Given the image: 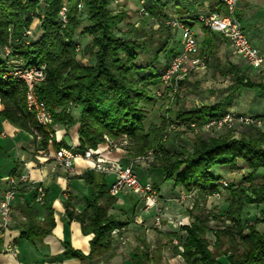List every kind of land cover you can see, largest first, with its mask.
Here are the masks:
<instances>
[{
  "label": "trees",
  "instance_id": "1",
  "mask_svg": "<svg viewBox=\"0 0 264 264\" xmlns=\"http://www.w3.org/2000/svg\"><path fill=\"white\" fill-rule=\"evenodd\" d=\"M79 2L82 3L81 8L77 7ZM111 2L113 0H69L66 3V23L62 25L59 19L62 0H44L39 5L41 15L37 16L30 15L38 7L37 0H0V47L10 39L13 52L26 65H45V78L35 85V92L50 111L54 124L61 123L66 127L78 124V151L96 148L105 136L118 142L125 140L131 156L151 149L155 152V159L150 165L159 169L162 181L170 180L174 185H181L186 192L195 190L197 198L203 200L219 191L220 177L212 168L216 165L235 167L241 160L250 172L242 177L241 183L227 184V207L222 215H212V218H221L222 222L228 220L230 224L214 229V240L211 242L206 236L211 230L209 216L195 201L189 213L191 221L181 226L184 231L183 238L179 240L182 249L171 243L172 252L179 254L185 264H221L217 258L223 255L227 256L229 264H264V230L256 228V224H264V217L255 218L250 223L240 221L244 205L264 204V174L260 183L252 182L255 171L264 168L262 126H245L247 133L239 137L229 133L218 136L198 133L193 137L190 148L178 144L172 152L166 149L169 121L164 115L158 123L144 127L146 113L143 103L153 98L151 88L160 84V76L179 51L172 44L179 35L165 21L177 18L188 21L192 26L199 13L160 16L155 14L153 5L144 0L146 14L141 18L147 16L153 19L156 16V27L147 31L140 26L122 34L118 26L126 13L112 9ZM34 21L35 32L29 37V42L23 44L22 33L33 26ZM82 24L80 34L90 38L83 53L94 57L92 64H84L77 59L81 48L73 36ZM153 33H157L156 39L151 36ZM77 46L78 51L75 49ZM165 55L166 60L162 62L161 56ZM216 66L222 77L232 74L231 88L264 87L239 75L229 64L218 63ZM4 70L3 59L0 58V102L3 105L0 114L18 127L28 130L39 128L33 115L25 109L24 83L11 76L2 78ZM185 81L186 76L178 82L177 90ZM173 94L176 98L177 91ZM75 107L78 108L76 120L71 115ZM224 112L222 102L166 111L175 123L193 121L198 125ZM163 135H167L165 141L162 140ZM47 138V134L43 133L42 147L47 145ZM60 146L63 144H55L56 149ZM94 177L92 171L83 174L85 181L94 187L93 198L85 210L75 213L69 200L64 202L66 215L80 222L83 233L92 234L90 251L84 255L66 243L64 256L91 260L109 251L112 247L110 232L114 227H121L112 215L107 214L115 198L109 194L106 184ZM153 185L157 189L155 182ZM46 225L43 233L53 225L50 210ZM160 261L161 248L151 251L144 242L131 258L132 264H159Z\"/></svg>",
  "mask_w": 264,
  "mask_h": 264
},
{
  "label": "crops",
  "instance_id": "2",
  "mask_svg": "<svg viewBox=\"0 0 264 264\" xmlns=\"http://www.w3.org/2000/svg\"><path fill=\"white\" fill-rule=\"evenodd\" d=\"M68 1L62 0L63 3ZM147 1L148 4L153 5L155 14L160 16L167 14L169 17H178L208 11L223 12L221 0ZM118 2L125 13L138 8L137 0H118ZM110 7L112 9L116 8L113 2H111ZM155 17L153 20H155ZM235 17L240 22L251 45L264 56V0H239L235 8ZM35 26L36 23H33L32 28ZM83 26L84 24L75 31L73 36V40L81 48V51L77 54V59L84 64H92L94 57L83 53V49L90 39L89 36L80 34ZM154 27H156V24ZM192 28L200 48L204 49V52L209 55L206 67L210 72H215L217 76H221L216 65L218 63H221V65L229 64L234 67L239 75H244L264 86V64L259 68H253L247 64L243 57L233 52L229 41L219 33L206 31L198 23H194ZM33 32H35L34 29ZM176 38L172 44L177 47L176 50H179V36ZM224 78L226 85L218 91L215 101L199 103L192 108L222 102L225 111L256 115L262 120L261 129L263 130L264 87L240 86L231 88L233 83L232 74H227ZM2 108L3 105L0 102V111ZM77 114L78 108L75 107L71 110V115L75 120ZM152 123L158 122L153 121ZM149 124L144 125V127L147 128ZM77 129V123L69 127L61 123L55 124L53 127V141L47 142V145L42 147L34 139L31 130L12 124L0 114V195L7 187V177L9 175L27 173L29 178L28 184L18 185L12 200L9 225L0 235V264H132V255L138 247H141L142 242L147 244L151 251L158 247L161 248V261L159 264H185L179 254L172 252V244H176L180 250L182 249L179 244V240L184 236L181 226L191 221L189 214L191 210L184 209V206H180L176 201V196L181 192H185V190L181 185H174L170 180L162 181L158 168L140 162L133 165V170L140 181L144 182L149 178L157 184V206L162 208L160 227L154 222L153 211L144 210L143 201L137 193L134 191H120L113 195L115 201L107 209V214L112 215L123 227L125 243H119L117 238L111 235V249L99 256H94L91 260L63 255L66 243L72 249L87 255L90 251L89 240L92 236L91 233L85 234L82 232L81 224L76 218L66 215L64 208L65 194L70 202L71 209L75 213H81L85 210L87 203L92 200L94 188L93 185L85 181L83 174L92 171L94 178L103 181L107 189L114 180L113 174L100 173L93 168L92 161L88 159H76L73 162L71 172L65 171L55 162L53 159L56 150L55 144L62 143L63 146H76L78 144ZM202 136L217 135L202 134ZM171 142L169 140L166 142V149L170 152L178 145ZM190 147L191 143L187 148ZM92 150L95 154L105 159L116 160L123 166L127 165L134 157L131 156L126 146L111 148L105 140L98 143L96 148ZM212 170L220 177V180H225L228 184L241 183L242 177L250 172V169L241 160L237 161L235 167L216 165ZM263 174L264 168H258L254 173L252 182L254 184L260 183ZM37 185H40L43 189L42 203H39L35 198L37 196L35 186ZM226 187L220 185L218 189L220 191L218 198L222 197L224 210L227 207L228 193H223ZM189 192H193L194 197L197 198L195 190ZM206 198L211 197L206 196ZM257 208L256 213L245 214L249 209ZM48 210L51 211L53 225L48 232L43 233V230L47 228ZM248 216H252L251 221L255 218H263L264 204L244 205L240 218L246 220V218H249ZM256 228L263 231L264 224L258 223ZM13 251H15L14 254ZM226 257L225 255L219 256L217 260L221 264H229Z\"/></svg>",
  "mask_w": 264,
  "mask_h": 264
},
{
  "label": "built area",
  "instance_id": "3",
  "mask_svg": "<svg viewBox=\"0 0 264 264\" xmlns=\"http://www.w3.org/2000/svg\"><path fill=\"white\" fill-rule=\"evenodd\" d=\"M38 7L31 16L41 15L40 6L44 0H37ZM138 8L137 14L141 17L146 14L144 8V0H137ZM224 10L223 12L208 11L199 13L196 17V23L206 27L211 32L219 33L224 39L229 41L230 46L235 54L240 55L245 59L247 64L253 68H259L264 64V56L251 45L246 34L240 25V22L235 17V8L239 0H221ZM114 5L119 7L118 0H113ZM82 3L77 4L81 8ZM66 3H62L59 10V19L62 25L66 23ZM172 30L177 31L179 35V51L171 58L169 64L160 76V84L167 87L168 91L174 93L177 91L178 82L183 79L189 72L194 69H203L206 67L208 56L204 53L201 58H196L199 44L197 37L188 21H182L177 18H171L165 21ZM33 34L32 26L26 28L22 33L21 41L27 44L29 37ZM8 42L0 47V58L3 59L5 72L2 73V78L6 79L11 76L16 80H20L25 85L24 103L27 112L34 117L36 125L39 128H31L34 139L40 143L42 134H47V142H52L54 136V123L52 115L47 109L45 103L39 99L35 92V85L45 78V65H26L25 61L15 52ZM76 51L79 50L77 46ZM161 90H157L156 96L160 97ZM165 118L169 121L168 133L177 128L189 129L195 134L202 131H217L222 129H236L245 126L261 127V120L255 115L239 113L237 111H226L221 116L211 118L202 124L198 125L193 121L178 122L171 121V117L165 113ZM167 135H163L162 140L165 141ZM108 146L111 148L117 146H126V141H114L108 137H104ZM88 159L92 161L93 168L102 174H113L114 180L108 187L110 195H115L120 191H134L143 201L144 210L153 211V219L155 224L160 227L161 216L160 209L157 206L158 192L154 187L153 182L147 178L144 182L140 181L137 174L133 170L134 163L140 162L142 164H149L155 159V152L151 149L145 153L134 156L127 165H121L116 160H109L95 154L91 148H85L83 151L76 150V146H60L54 151L53 159L65 171L71 172L73 162L76 159ZM29 178L27 173L18 175H9L7 177V187L0 195V235L5 231L10 222L12 211V200L15 196L16 189L20 184H28ZM218 183L223 187L227 186L225 180H219ZM37 193L36 200L42 203L43 189L40 185L35 186ZM193 194V192L191 193ZM190 192H181L176 197V201L185 202L190 197ZM220 191H215L208 197L218 198ZM67 200V195L64 196ZM110 234L117 238L119 243H125V236L123 234V227H114ZM15 251H13V254Z\"/></svg>",
  "mask_w": 264,
  "mask_h": 264
},
{
  "label": "rangeland",
  "instance_id": "4",
  "mask_svg": "<svg viewBox=\"0 0 264 264\" xmlns=\"http://www.w3.org/2000/svg\"><path fill=\"white\" fill-rule=\"evenodd\" d=\"M119 7H117V11H123V7L121 8V5L119 4ZM147 19V16L140 17L137 14V10H129L123 21L119 24L118 28L119 31L122 34H128L131 28L136 27H142L144 30L147 29V31L151 28H154V25L156 24L155 20L152 18L149 20ZM35 23V21H34ZM85 23V22H84ZM80 27V26H79ZM78 27V28H79ZM77 28V29H78ZM129 30V31H128ZM77 31V30H76ZM128 32V33H127ZM152 34V33H150ZM153 39L157 38V33H153L151 35ZM200 41V40H199ZM174 43V42H173ZM204 49H201L199 46L198 53L196 54V58H201V56L205 53ZM208 54V53H206ZM162 62L166 60V55L161 56ZM212 70V67H211ZM226 85L225 78L221 76H217L215 72H210L207 67L203 69H194L191 72H189L186 75V81L184 82V85L177 90V96L176 98H173V93L168 91L166 87H163L161 84H157L156 86H153L152 89V96L153 98L144 103L145 113H146V119L144 120V125L146 126L148 123H152L153 121L159 122L161 119V116L164 115L167 111V109L176 110V109H186V108H192L193 106H196V104L199 103H207V102H213L217 99V93L220 89L224 88ZM157 90H161L162 94L160 97L156 96ZM170 117L172 116L169 114ZM247 129L242 128H236V129H222L217 131H202L199 134H207V135H223L224 133H229L233 137H239L243 133H247ZM198 134V133H197ZM196 134L189 129H182L177 128L176 130L169 133L168 140L172 141L171 143H177L182 144L185 146H189L193 137ZM150 164V163H149ZM148 165V164H144ZM186 192V191H185ZM227 192V190H224V194ZM190 192V197L184 202H178L180 206H184V209H193L192 203L194 200L197 202L198 207L202 209V211L209 216L208 225L211 228L210 231L206 233V236L210 239L211 242L214 240L213 230L217 228H223L224 225H229L230 222L228 220L222 222L221 218H212V215H222L224 212V204L220 198H206L198 199L194 197L193 194ZM177 197V196H176ZM189 204H186V203ZM188 207V208H187ZM160 216L162 217V208H160ZM258 210L257 209H249L248 212L245 214L250 213L254 214ZM186 213V212H185ZM249 218H246V220H242L240 218L241 223H245L248 221H251L252 216H248ZM248 219V220H247ZM190 221V220H189ZM177 223V221H175ZM225 245H223V248Z\"/></svg>",
  "mask_w": 264,
  "mask_h": 264
}]
</instances>
